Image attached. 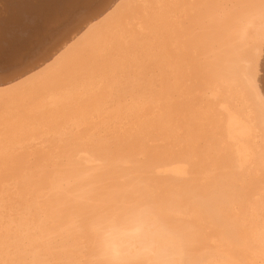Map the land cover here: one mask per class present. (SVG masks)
Wrapping results in <instances>:
<instances>
[{"label":"bare ground","instance_id":"obj_1","mask_svg":"<svg viewBox=\"0 0 264 264\" xmlns=\"http://www.w3.org/2000/svg\"><path fill=\"white\" fill-rule=\"evenodd\" d=\"M76 4L0 51V264H264V0Z\"/></svg>","mask_w":264,"mask_h":264},{"label":"rangeland","instance_id":"obj_2","mask_svg":"<svg viewBox=\"0 0 264 264\" xmlns=\"http://www.w3.org/2000/svg\"><path fill=\"white\" fill-rule=\"evenodd\" d=\"M33 1L38 3V6L36 7L37 9L33 12L29 11L28 15H24L22 18L20 16L21 14L17 16L18 13H16V23H12V19L15 18V16L12 17V15H15V12L18 11V3L15 4V2L9 3V0H0L1 18L4 22L8 21L10 26L11 23L13 25L12 28L8 29L7 33L6 31H2L0 33V51L2 50L4 58H6L9 53L16 51V58L20 60V62H18L19 64H21V61L24 62L25 59H36V57L39 56V53L45 48V45L52 41L54 35H61L62 32L69 30L76 22L79 21V19H81L83 16L82 13L87 10V8L82 9L76 4L78 3V0ZM65 1H68L69 4L66 5ZM75 1H77L75 5L70 6L72 2ZM6 48L9 51L8 54L6 53ZM3 50H5L4 53ZM3 64L5 65L0 69V75L13 70L14 67L19 65L17 63L13 64L7 60L3 62Z\"/></svg>","mask_w":264,"mask_h":264}]
</instances>
